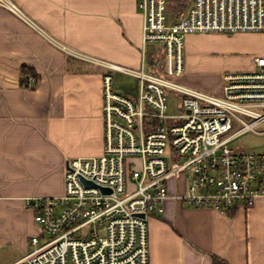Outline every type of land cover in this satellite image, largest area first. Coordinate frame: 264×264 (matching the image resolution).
Returning <instances> with one entry per match:
<instances>
[{
	"label": "crops",
	"instance_id": "1",
	"mask_svg": "<svg viewBox=\"0 0 264 264\" xmlns=\"http://www.w3.org/2000/svg\"><path fill=\"white\" fill-rule=\"evenodd\" d=\"M10 1L28 21L0 6V264L39 235L27 198L62 195L65 161L102 154L103 76H129L111 65L139 69L142 47L139 0ZM186 6L169 0L168 17ZM255 57L264 32H190L177 79L221 95L223 75L254 70ZM252 133L257 141L239 147L264 153V133ZM186 185L171 179L163 211L148 218L150 264H264V197L219 211L184 203Z\"/></svg>",
	"mask_w": 264,
	"mask_h": 264
},
{
	"label": "built area",
	"instance_id": "2",
	"mask_svg": "<svg viewBox=\"0 0 264 264\" xmlns=\"http://www.w3.org/2000/svg\"><path fill=\"white\" fill-rule=\"evenodd\" d=\"M168 1H138L141 67L109 66L139 79L138 95L119 94L104 74L103 152L65 161L62 195L27 198L39 235L13 264H150L148 218L163 211L171 179L186 181L179 198L195 207L227 211L264 197V153L230 146L264 133V57L250 72L225 73L221 95L172 79L187 33L264 32V0H187L167 23ZM0 6L28 21L10 0ZM149 45L158 46L153 64ZM172 94L177 114L167 112Z\"/></svg>",
	"mask_w": 264,
	"mask_h": 264
},
{
	"label": "rangeland",
	"instance_id": "3",
	"mask_svg": "<svg viewBox=\"0 0 264 264\" xmlns=\"http://www.w3.org/2000/svg\"><path fill=\"white\" fill-rule=\"evenodd\" d=\"M171 21V18H168V22ZM153 46H149L148 52ZM174 81L180 82L177 78H172ZM114 89L121 95L124 96H133L136 97L138 95L139 90V79L132 77V76H126L121 74H114ZM183 84V83H182ZM168 104H169V110L167 111L170 114H177V103L176 98L172 95L168 96ZM257 141V138L255 137L254 133L248 132L244 135H241L238 139H235L231 142L230 146L237 149L239 146L247 147L249 144H253ZM41 243V242H40ZM34 247L30 246V250H32Z\"/></svg>",
	"mask_w": 264,
	"mask_h": 264
},
{
	"label": "trees",
	"instance_id": "4",
	"mask_svg": "<svg viewBox=\"0 0 264 264\" xmlns=\"http://www.w3.org/2000/svg\"><path fill=\"white\" fill-rule=\"evenodd\" d=\"M159 53L158 52H155V54L154 55H158ZM154 55H149V57H150V61L152 62V61H154L153 60V58H155L154 57ZM152 58V59H151ZM154 62H152L151 64H153ZM150 69H154V68H150ZM22 77H21V82L23 83V85H26L27 83H28V74H26V71L25 70H23L22 71V75H21ZM28 85V84H27ZM26 85V86H27ZM213 264H223L219 259H217L216 257H213Z\"/></svg>",
	"mask_w": 264,
	"mask_h": 264
}]
</instances>
